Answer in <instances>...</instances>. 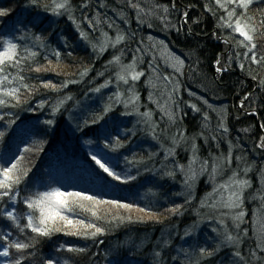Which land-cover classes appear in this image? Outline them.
Listing matches in <instances>:
<instances>
[{"label": "trees", "instance_id": "16d2710c", "mask_svg": "<svg viewBox=\"0 0 264 264\" xmlns=\"http://www.w3.org/2000/svg\"><path fill=\"white\" fill-rule=\"evenodd\" d=\"M221 3L227 11L215 0H68L56 15L52 0H0L9 13L0 16V38L15 37L36 53L20 65L30 85L20 86V103L12 107L9 98L0 108V165H18L20 197L50 186L133 206L81 200L85 209L74 207L70 218L104 231L37 237L26 230L35 240L23 264H264V0H253L241 20L259 29L253 52L227 26L243 10ZM233 8L237 15L229 21ZM105 34L109 43L101 52ZM117 36L124 39L112 46ZM114 56L119 64L110 63ZM126 57L144 63L142 78L128 84L117 80L130 65ZM7 71L15 76L18 69ZM97 72L108 78L98 80ZM49 81L57 88H45ZM132 90L138 100L125 107ZM189 167L194 180L187 179ZM234 173L248 181L236 211L222 201L233 189L220 187ZM14 207L21 216L27 212L20 202ZM5 210L0 237L14 241L20 234ZM240 210L243 220H235ZM226 234L236 240L223 242ZM5 246L0 239V252ZM18 255L11 249L0 262Z\"/></svg>", "mask_w": 264, "mask_h": 264}, {"label": "snow or ice", "instance_id": "6c2138e0", "mask_svg": "<svg viewBox=\"0 0 264 264\" xmlns=\"http://www.w3.org/2000/svg\"><path fill=\"white\" fill-rule=\"evenodd\" d=\"M215 2L221 8H225V10L227 11L225 4L221 3V0H215ZM226 3L235 5L236 7H239L243 10L240 13V18L236 20L235 24L233 25L229 22L227 23V26L229 28H232L233 32L238 33L240 36H242L244 39L241 40L240 43L248 48L249 52H253L257 47L254 39L256 34L259 32V29L255 25L247 23L246 20L243 23L241 22L242 18L246 17L247 11L252 5L253 0H226ZM45 7L49 6L46 5ZM67 8L68 0H59V2H57V0H52L51 11L53 14L59 15L61 13V10H67ZM209 11H211V9H209ZM8 14L9 13L7 9H0V16H6ZM236 15V10L235 8H233L232 11L228 12L229 21L233 16ZM259 23L262 27H264V18H262ZM80 35L82 38H85V34L83 32H81ZM105 37V40L99 46L101 52L106 49L109 43V39L107 38L106 34ZM37 39L39 40L40 38L37 37ZM123 39V36H117L116 40L112 42V46H115L116 43H119ZM14 41L15 37L0 38V108L9 106V98H11L12 101H15V103L11 106H17L20 103V86L25 89L30 87V85L23 83L25 77L19 75V72L22 71L20 65L29 57H35L36 53L29 51V49H27L26 47L22 48L19 43ZM93 47L95 48L96 45H93ZM22 51L24 53H27V56L22 55ZM56 55L58 57L59 53H56ZM251 59L256 62V55H252ZM261 59L264 60V57H261ZM119 62V56H114L113 60L110 61V63L116 64H119ZM179 63L182 64L183 62L179 61ZM216 63L217 65H219V60H217ZM240 67L243 68V65H241ZM9 68L18 69L17 75L12 76L11 73L7 71V69ZM122 68L123 71L121 73H117V80L122 81L124 84H128L129 78L132 81H136L143 75L142 72H138L135 70L134 62L130 65L122 66ZM33 70L36 72H40L42 70L48 71L50 69L37 67ZM217 70H220L219 67L217 68ZM86 73L87 69H85L82 75ZM14 83L18 84L19 86H9ZM107 83L109 82H106V84L102 85V87L107 86ZM44 87L56 89L57 85L52 84L51 81H49L44 84ZM96 91H99V89H96ZM132 91V96H130L127 101H124L125 107H127L128 104L134 105L138 100V96L135 94L134 90ZM116 98L117 100L120 99L119 93H117ZM110 110L111 105L106 106V108L104 109L105 112ZM165 114L168 115L170 119L172 118L170 113L166 112ZM142 115L149 119L151 118V113L149 112H145ZM2 119L3 116H0V120ZM48 123L52 124L53 122L50 120L48 121ZM169 152H171V149L169 150ZM92 159L100 166V168L104 170V172L108 173L109 175H114V173H112L110 169L95 156H93ZM193 159L195 160V157H193ZM191 163L192 162H190V164ZM205 167L206 163L201 166V170L203 171ZM181 170H184L183 166H181ZM215 171L216 168L213 167V172ZM188 172L190 173V175L187 177V179L194 180L196 173L191 169V167H189ZM169 175H171V173H169ZM23 176H27L26 171L23 172ZM235 177L236 174L234 173L233 177L230 178V181L227 184L220 185V187L224 188L226 191L229 188L233 189L231 192H229L226 199L222 197L223 206L226 208L240 207L243 202V190L248 187L247 180H240L236 179ZM115 178L117 180L120 179L119 176H116ZM21 183L22 177L16 163H11L9 161L6 162L5 165H0V202H5V198H7V201L5 203L0 204V208H6V210L3 212V216L13 223V226L18 230L20 234L14 241H9L8 234L0 237V239H3L6 245L4 247V250L0 252V255L8 257L10 255L11 249H15L16 253L19 254L14 261L10 262V264H23V261L27 258L28 250L31 247H34L33 242L35 240V237L26 234V230H28L30 233H35L37 237H48L54 232H60L66 229H71V232H68L66 234L84 235L85 237H95L97 234H101L104 231L103 228L98 227L95 223H86L85 220L75 221L70 218L69 214L73 212L74 207L78 206L81 209H85V205L80 202L81 200L94 202L95 204L107 203L122 206L125 209H131L133 207L131 204L120 205V201L117 200L97 201L95 196L87 195L83 192H66L61 188L50 186H47L43 191L37 190L34 191L31 195L21 198L19 187ZM72 197H76L79 199L72 200ZM18 202L22 203L27 209V212H25L23 216L16 213L14 205ZM178 210L179 209L177 207L171 209L170 211L175 213ZM141 211H143V209H141ZM91 214L92 216L99 218L97 211L92 210ZM243 216L244 213L240 212L234 217V219L240 220ZM21 219H24L26 223L21 225ZM221 223H223V221H221ZM226 240L232 242L234 241V238L229 235L226 236ZM69 251H73V249H69ZM200 251L201 253L205 252L204 249H201ZM207 255L211 256L212 253L208 252ZM236 255H239V253H236ZM46 264H53V260L49 259Z\"/></svg>", "mask_w": 264, "mask_h": 264}, {"label": "bare ground", "instance_id": "6f19581e", "mask_svg": "<svg viewBox=\"0 0 264 264\" xmlns=\"http://www.w3.org/2000/svg\"><path fill=\"white\" fill-rule=\"evenodd\" d=\"M125 60H126L127 63H130V64H132L134 62L135 63V70L136 71L141 72V70H144L143 69L144 63H142V61L140 63H138V61H139L138 59L130 58V57H126ZM99 74H101V72H97V73H95L93 75H95L96 77H98L97 78L98 80L107 79L108 78L107 76H105V77L99 76Z\"/></svg>", "mask_w": 264, "mask_h": 264}, {"label": "rangeland", "instance_id": "374dc122", "mask_svg": "<svg viewBox=\"0 0 264 264\" xmlns=\"http://www.w3.org/2000/svg\"><path fill=\"white\" fill-rule=\"evenodd\" d=\"M217 68H218V67H217ZM177 69L179 70V67H177ZM218 73H220V72H218V70H217V74H218ZM142 76H143V75H142ZM142 76H141L140 78H142ZM140 78H139V79H140ZM139 79H138V80H139ZM138 80H136V81H138ZM186 185H189V182H187ZM206 200H207V199H206ZM206 200H205V201H206ZM211 207H213V205H211ZM241 212L244 213L243 210H241ZM239 213H240V212H239ZM237 214H238V213H236L235 216H236ZM232 215H233V214H232ZM233 216H234V215H233ZM235 216H234V217H235ZM243 217H244V216H243ZM241 220H243V219L241 218ZM222 221H223V223H226L224 220H222ZM217 222H219V221H217ZM220 222H221V221H220ZM222 226H224V225L222 224ZM237 227H238V226H237ZM236 233H237V231L235 232V234H236ZM229 235L231 236V234H226V235L222 236V238H223L222 241H223V242H227V240H226V236H229ZM235 240H236V239L234 238V241H235ZM234 241H232L231 243H233ZM227 243H228V242H227Z\"/></svg>", "mask_w": 264, "mask_h": 264}]
</instances>
